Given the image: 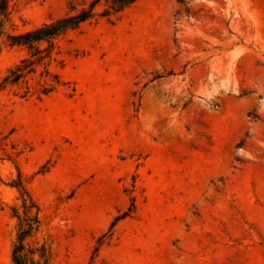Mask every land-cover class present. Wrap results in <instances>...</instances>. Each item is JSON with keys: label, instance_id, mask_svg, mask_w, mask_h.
Returning a JSON list of instances; mask_svg holds the SVG:
<instances>
[{"label": "rangeland", "instance_id": "obj_1", "mask_svg": "<svg viewBox=\"0 0 264 264\" xmlns=\"http://www.w3.org/2000/svg\"><path fill=\"white\" fill-rule=\"evenodd\" d=\"M8 1L23 31L89 0ZM58 44L55 92L0 91V264L29 196L48 264H264V0H138Z\"/></svg>", "mask_w": 264, "mask_h": 264}, {"label": "trees", "instance_id": "obj_2", "mask_svg": "<svg viewBox=\"0 0 264 264\" xmlns=\"http://www.w3.org/2000/svg\"><path fill=\"white\" fill-rule=\"evenodd\" d=\"M105 1L104 8L98 6ZM138 0H89L87 3L71 4L68 10L57 17L49 18L39 25L15 31V25L10 16L9 1L0 0V40L5 36L11 45L22 46L25 55L16 63L6 68L0 78V91L9 88L19 99L35 97L42 99L55 92L63 80L59 72L51 65L62 66L59 58L60 46L58 39L70 30L79 28L83 23L96 20L99 17L118 18L119 14L129 5ZM1 51V42H0ZM23 199V214L14 209L16 223V238L11 245L10 260L12 264H48L47 250L44 244L31 246L25 242L37 228L39 219L30 217V209L38 205L29 196ZM134 203L126 211L117 215L110 223L114 226L117 221L132 214Z\"/></svg>", "mask_w": 264, "mask_h": 264}]
</instances>
